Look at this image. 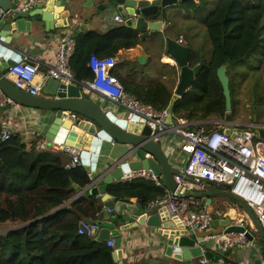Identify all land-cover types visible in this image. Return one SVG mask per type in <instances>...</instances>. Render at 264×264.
<instances>
[{
    "label": "trees",
    "instance_id": "16d2710c",
    "mask_svg": "<svg viewBox=\"0 0 264 264\" xmlns=\"http://www.w3.org/2000/svg\"><path fill=\"white\" fill-rule=\"evenodd\" d=\"M207 3V0H184L179 5L198 11L206 8ZM161 15L165 16L161 13L151 19L161 20ZM167 21L164 34L182 38L192 48L190 66L204 60V68L182 97L175 96L179 68L162 62V52L145 64L119 53L143 44L149 35L123 24L107 32L90 29L76 35L77 48L71 60L74 75L80 80L93 77L89 67L93 53L116 56L118 62L113 72L125 91L159 111L170 108L175 120L237 121L231 116L235 89L252 91V96L248 94L251 97L241 102L251 104L247 110L253 116L246 121L253 122L254 115L257 117L254 107L258 101L264 104V0H219L205 22L206 39H200L196 31L191 32L197 48L192 47L184 32L171 35L167 29L171 20ZM156 33L162 35L153 34ZM162 41L164 46L163 38ZM207 42L211 45L209 58ZM222 65L227 66L230 78L231 111L226 109L217 73ZM0 140V264H119L114 257L116 246H109L107 240H98L96 236L78 234L81 219L104 216L105 202L88 191L82 193L92 182L87 167L82 163L67 168L71 156L66 162L63 154L41 150L38 142L28 145L18 134ZM11 161L18 162L23 170L15 171L12 167L18 163L8 165ZM108 191L117 201L134 198L144 205L166 196L167 192L166 186L145 179L117 181L109 185ZM234 204L247 215L241 204Z\"/></svg>",
    "mask_w": 264,
    "mask_h": 264
},
{
    "label": "built area",
    "instance_id": "2783aa9c",
    "mask_svg": "<svg viewBox=\"0 0 264 264\" xmlns=\"http://www.w3.org/2000/svg\"><path fill=\"white\" fill-rule=\"evenodd\" d=\"M139 1V0H138ZM44 0H24L18 9L32 10ZM6 12L0 7V21ZM116 22L123 21L120 15H115ZM182 41V39H181ZM76 36L65 33L59 42L54 65L45 64L42 71L41 63L33 61L29 55H24L21 61L10 67L7 78L20 89L27 90L32 95H39L45 79H55L64 84H77L82 91L100 104L112 102L126 113L128 121L141 122L151 129L150 138L159 142L169 157L171 166L176 170L174 179L178 184L175 191H170L160 175L151 168H130L124 172L119 181H134L145 179L159 186H166V196L148 202L145 206L149 211L166 212L175 221L178 219L188 235L196 236V245L202 254L199 264H221L228 250L236 246H252L248 238L250 232L247 225L253 226L248 215L239 214L237 209L216 206L222 210L232 225L243 226L245 231H228V226H215L213 204L212 210L202 198L190 195V191L204 190L206 184H228L237 196L246 200L254 210L264 229V139L258 136L257 128L262 123L225 122V120L190 121L186 118L173 117L168 123L170 108L157 110L153 105L143 103L130 96L114 74L118 59L116 56H99L93 53L89 58V67L93 72L91 79L80 80L73 73L71 60L76 52ZM15 103L0 88V104ZM106 107V106H105ZM72 116H76L72 113ZM173 116V115H172ZM213 124V126H207ZM231 127L235 135L225 132ZM12 131L5 128L1 139L10 138ZM115 143V140H114ZM133 147L131 152H135ZM71 155L67 168L82 164L81 149L75 146L67 148ZM131 154V153H130ZM146 158L152 155L144 153ZM113 209L107 208L111 213ZM104 216L97 214L94 219H81L78 223V234L93 236L94 230L104 227ZM254 227V226H253ZM199 237L202 239L200 240ZM109 246H116V239L107 240ZM212 251L221 257L213 261L206 254ZM224 261V260H223Z\"/></svg>",
    "mask_w": 264,
    "mask_h": 264
},
{
    "label": "water",
    "instance_id": "95a60500",
    "mask_svg": "<svg viewBox=\"0 0 264 264\" xmlns=\"http://www.w3.org/2000/svg\"><path fill=\"white\" fill-rule=\"evenodd\" d=\"M24 0H0V7L6 12V16L0 21L6 22L0 29V88L16 104H21L29 108L46 111L51 117L52 123L46 132V138L59 145L75 146L81 149L82 163L90 171L92 178L91 184L83 192L88 191L90 195L96 196L105 202L106 225L101 230H94L93 236L98 240H108L111 237L116 239V250L114 257L119 264H126L122 246V231L135 227V225L146 224L152 227L156 233L162 234L165 239L166 247L162 256V264H199L197 258L202 254L200 248L196 245L197 238L191 233L180 230L182 224L178 219L176 223L168 216L166 212H151L138 200V203L128 204V198L124 199L126 204L122 207L121 213H124L134 219V226L131 223L120 225V220L116 218L115 213H108L107 208L116 207V199L109 191L108 187L114 183L115 179H120L124 172L130 168H151L157 175H160L170 191H175L178 187L174 179L176 170L171 166L169 157L164 151L163 146L150 138L151 129L148 125L141 122L128 121L124 116L115 111H107L105 104H100L91 97L87 96L79 85L64 84L55 79L47 81L43 88L44 95H32L24 89L17 88L8 78L7 74L11 66L21 61L23 56L18 48L12 45L13 40H19L20 37L30 31L38 28L39 19L45 25L48 24L55 14V6L68 5L67 0H53L54 4L45 3L36 5L32 10L18 9ZM184 0H111L110 4L116 14L120 15L124 25L141 32L163 31L164 21L154 20L151 17L157 15L171 5H176ZM69 6V5H68ZM51 8V9H50ZM70 8V7H69ZM35 9V10H34ZM69 14V10H67ZM58 13V12H56ZM62 12H60L61 14ZM38 16L37 20L29 19L32 16ZM68 26V23L63 26ZM166 51L170 54L179 68V82L176 87L175 95L182 97L192 86L196 77L204 68V60L192 67L190 59L192 48L180 41L179 37H165ZM146 55L138 56V61L145 64ZM218 77L223 86V92L226 99V109H232V95L230 89V78L227 75V66L222 65L218 68ZM256 112V107H254ZM75 113L76 116H72ZM173 122L172 114L168 117V123ZM236 122V121H225ZM253 123L257 122L254 115ZM258 136L264 139V125L257 128ZM225 132L232 137L235 135L231 127H226ZM115 140L120 143L130 144L137 147L141 153H150L152 156L140 161H129L109 165L103 172L96 170V160L98 159L96 149L97 145L103 140ZM2 141L0 140V145ZM99 150V148H98ZM134 153V152H133ZM132 154V153H131ZM130 154V155H131ZM190 195L202 198V202L207 203L212 210V196L220 195L236 200L241 204L248 217L253 223L254 228L264 238V229L257 218L254 210L243 198L237 196L230 190L216 187L213 184H206L204 190L190 191ZM144 212L138 215V211ZM214 224H218V219L214 218ZM228 231H245V227L232 225L229 218L225 219ZM248 238L254 241L255 237L251 232L247 233ZM201 240L202 238L199 237ZM208 257H213L214 253L208 251ZM216 255V259H219ZM198 262V263H197ZM252 264H264V246L260 248L256 259H251ZM128 264H135L131 261Z\"/></svg>",
    "mask_w": 264,
    "mask_h": 264
},
{
    "label": "crops",
    "instance_id": "0c3cea01",
    "mask_svg": "<svg viewBox=\"0 0 264 264\" xmlns=\"http://www.w3.org/2000/svg\"><path fill=\"white\" fill-rule=\"evenodd\" d=\"M110 1L111 0H67L69 6H55V14H52L53 19L48 22L47 25H45V23L41 19H39L40 22L38 28L31 30L28 36L26 33L24 34V36L20 37L19 40H13L12 45H15L18 48L19 53H21L23 57L26 54L32 57L33 61L41 63L42 71H45V64H55L56 51L58 50L60 39L65 33H71L76 36L80 31L90 29L107 32L113 27L122 24L124 25V21H115L114 17L117 14L110 4ZM44 2L46 3L47 0H44ZM107 3L108 6H106ZM48 4L52 6L54 4V1L48 0ZM67 10L70 11L69 14L66 13L68 12ZM60 12L62 13L60 14ZM29 19L37 20L38 16L34 15ZM163 21L165 28L166 21ZM5 23V21L0 23V29ZM66 23H68V26H63V24ZM160 32L162 33V35L159 36L163 38L164 46L161 44L163 41L150 44V40L152 39V34L154 32H148L149 35L146 37V42L144 41V44H140L137 47L128 50H121L119 53L131 60H135L139 55L144 54L147 57L146 62H148L150 57L153 60L157 59L159 53L162 52L161 61L176 64L173 57L166 51V36H164L163 31ZM148 40L149 43L147 42ZM184 42L185 41H183L182 43ZM146 46L148 50L146 49ZM166 58H170L172 61H167ZM49 80L50 79H45L43 83L45 84ZM43 88L39 95L49 97L48 94L43 93ZM105 106L107 111H115L120 113L121 116H126L124 110L120 109L116 104L112 102H105ZM48 114L46 111L42 112L39 109L29 108L21 104H0V135L5 128H8L12 131L13 134H18L22 141L27 143L28 145H31V143L33 142H38L39 149L41 150L63 154L64 160L67 162L69 161V157L71 156L67 151V148L69 146L59 145L53 141L50 142L45 136L46 132L48 131V127L52 123V119L49 116L50 114ZM237 121L248 122L246 120ZM133 147L134 146L130 144H124L118 141H115L114 143V140H103L102 143L97 145V149L95 152L98 156V159L95 163L96 170L99 172H103L106 167L112 165V163L123 164L127 159L129 161H140L146 158L145 154L141 153L140 150L132 153L131 149ZM130 153L132 154L130 155ZM10 158L13 159V156H11ZM26 159L28 160V158ZM15 163L18 162H12L8 165H13ZM12 168L15 171L23 170V167L19 166V163L18 166H14ZM117 181H119V179H115L114 183ZM137 203L138 200L134 198H131L128 202V204L133 205ZM124 204H126L124 200H116V207L113 208V211L111 213L116 214L115 217L120 220V225L131 223L132 226H134L135 220L128 215L120 212L122 211V207L124 206ZM212 204L214 206V217L219 221L218 224L214 225L222 227L226 226L225 219L227 217L222 210H216V206L222 204L223 206H229L235 209H237V207L232 201L221 199V196H212ZM105 209L106 206H104V218ZM143 212L144 210L138 211L137 213L138 215H141ZM237 212L239 214H242L238 209ZM106 222L107 219L104 222V226L106 225ZM164 241L165 239L162 234L156 233L152 227H149L146 224L135 225V227H131L130 229L122 231L121 248L123 249L124 257L126 258V264L131 261H135V264H162L161 260L164 253V248L166 247V243ZM262 246H264V244H262L261 242H256L254 240L252 246H236L226 252L225 259L223 258L224 261L220 259L219 260L222 261L221 264H252L251 259H256ZM216 255L219 254H214L213 257H210V259L213 261H217V259L215 258ZM197 261L199 262V257L197 258Z\"/></svg>",
    "mask_w": 264,
    "mask_h": 264
},
{
    "label": "rangeland",
    "instance_id": "374dc122",
    "mask_svg": "<svg viewBox=\"0 0 264 264\" xmlns=\"http://www.w3.org/2000/svg\"><path fill=\"white\" fill-rule=\"evenodd\" d=\"M207 7L202 10H198L195 11L192 8H186L184 6H180L179 2L178 5H171L169 7H167L164 11L160 10V12L158 14H163L165 16L161 15V20H165L166 24L168 23L167 18L171 20V23L168 24L167 29L168 31H171V35H175V33L177 31L179 32H184L185 34H187L189 36L190 39H188L189 43L197 48L198 44H195V40L193 39L194 35H191L192 31H196V34L198 37H200V39H206V35H207V28H206V24L205 22L207 21L209 15L211 14V12L215 9L217 3L219 0H207ZM106 6H108V3L106 4ZM166 26V25H165ZM160 32V31H158ZM163 34H164V30H163ZM153 37L150 40V44H154V43H158L162 41V37L159 36V33L156 34H152ZM164 36H166L164 34ZM160 37V38H159ZM192 39V41H190ZM145 41V40H144ZM146 42V41H145ZM149 43V40L147 41ZM144 44V43H143ZM148 44V45H150ZM207 57H210L211 54V45H209V43L207 42ZM163 62V61H162ZM241 67V66H240ZM242 68V67H241ZM254 87V85L249 86L250 89H252ZM246 90H242L241 92H238V90L236 91L235 89V98H234V102H235V106H234V112L231 115L232 118H236L237 120H250L251 117L253 116V113L251 110H247L250 109L249 107L251 106L250 103L247 104V106L244 104H242L241 101H244V98H249L252 96L253 92L252 91H246ZM239 93H241L239 95ZM248 94H251V96H249ZM255 100V99H253ZM252 100V101H253ZM251 102V101H250ZM256 114H257V121L259 122H264V104L260 103L258 101V103L256 104ZM123 110V109H122ZM216 187L222 188V189H226V190H230L231 186L228 184H222V185H216ZM215 197H220L219 195H213ZM221 199H225L228 201H232L234 203H237L236 200L232 199V198H228V197H223L221 196ZM247 228L249 229V231L251 232L252 235H254L255 237V241L256 242H261L262 244H264V238L258 233V231H256V229L251 226V225H247Z\"/></svg>",
    "mask_w": 264,
    "mask_h": 264
},
{
    "label": "bare ground",
    "instance_id": "6f19581e",
    "mask_svg": "<svg viewBox=\"0 0 264 264\" xmlns=\"http://www.w3.org/2000/svg\"><path fill=\"white\" fill-rule=\"evenodd\" d=\"M167 59V61H172L170 58H166Z\"/></svg>",
    "mask_w": 264,
    "mask_h": 264
},
{
    "label": "clouds",
    "instance_id": "9594fccd",
    "mask_svg": "<svg viewBox=\"0 0 264 264\" xmlns=\"http://www.w3.org/2000/svg\"><path fill=\"white\" fill-rule=\"evenodd\" d=\"M180 41H181V39H180ZM182 42H183V40H182ZM175 91H176V89H175ZM176 96V95H175Z\"/></svg>",
    "mask_w": 264,
    "mask_h": 264
},
{
    "label": "flooded vegetation",
    "instance_id": "af4514ba",
    "mask_svg": "<svg viewBox=\"0 0 264 264\" xmlns=\"http://www.w3.org/2000/svg\"><path fill=\"white\" fill-rule=\"evenodd\" d=\"M244 123H248V122H244Z\"/></svg>",
    "mask_w": 264,
    "mask_h": 264
}]
</instances>
